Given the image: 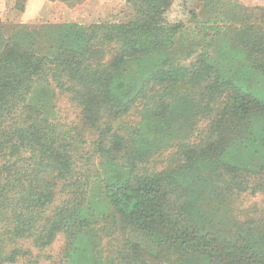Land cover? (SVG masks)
<instances>
[{"label":"trees","instance_id":"16d2710c","mask_svg":"<svg viewBox=\"0 0 264 264\" xmlns=\"http://www.w3.org/2000/svg\"><path fill=\"white\" fill-rule=\"evenodd\" d=\"M126 1V23L0 21V264H264V210L237 206L264 194V6L201 0L220 41L188 61L173 0Z\"/></svg>","mask_w":264,"mask_h":264},{"label":"rangeland","instance_id":"374dc122","mask_svg":"<svg viewBox=\"0 0 264 264\" xmlns=\"http://www.w3.org/2000/svg\"><path fill=\"white\" fill-rule=\"evenodd\" d=\"M242 4L247 6H264V0H239ZM42 0L36 1L31 3L27 11L25 12H17L16 10L5 11V14L3 17H0L1 22H10V23H21V22H28L27 24H44V23H61V22H74L82 25L81 22H78L76 20L81 21H93L91 20H85V9H78L77 6L74 8H70V11H67L64 13V11L59 7H45V5H42ZM110 8L108 11V15L106 17L99 18L98 22L101 21H110V22H119V23H126L133 19V13L132 8L127 3L126 0H110ZM201 0H173L171 7L164 15V20L168 24H175V23H182L184 25V34L182 36L185 38V49L186 50H194V53L189 57L188 61L194 57L197 52L200 49L199 42H215L216 40H219L215 36V30L214 29H204L200 21L206 20L207 17L210 15L205 14L203 16L202 9H201ZM195 16V18L193 17ZM206 16V17H205ZM95 19L96 16H93ZM210 18V17H209ZM208 26V25H207ZM220 41V40H219ZM189 47V48H188ZM213 46H211L210 53L213 55L212 52ZM187 61V62H188ZM254 78L250 80V87L256 89L258 92L262 93L264 92V77L261 76L258 73H255ZM262 79V80H260ZM61 102L57 104L59 106V116L60 120H62L63 123H70L75 120L76 114L74 111L67 106L63 99L60 100ZM138 113H133V116L130 117V121L136 123L138 121ZM59 202V200H56V204ZM241 204V208H249L256 206V208L260 210H264V194H258L255 197H248V196H241L240 201L237 202V206ZM60 238L57 237L52 246H50L44 253L51 255L52 258L55 257V260L58 251L60 249ZM16 264H25L23 262H18ZM40 264H48L46 261L41 259ZM51 264V263H50ZM53 264V262H52Z\"/></svg>","mask_w":264,"mask_h":264},{"label":"crops","instance_id":"0c3cea01","mask_svg":"<svg viewBox=\"0 0 264 264\" xmlns=\"http://www.w3.org/2000/svg\"><path fill=\"white\" fill-rule=\"evenodd\" d=\"M40 1V0H36ZM42 5H45V7H50L51 9L54 7L61 8L64 13L67 11H70V8L66 7L62 2L60 1H48V0H42ZM16 0H0V17H3L5 14V11L11 12V10H14V4ZM34 2V0H27L25 4V12L31 5V3ZM110 0H84L80 5L77 6V8L80 10H84L85 20H91L93 21H81L76 20L78 22H81L83 24H90V23H96L99 21V18L106 17L108 15V11L110 8ZM24 12V11H23ZM93 16H96L94 19ZM71 22V21H69ZM23 24H27L28 22H21ZM64 23V22H61ZM66 23V22H65Z\"/></svg>","mask_w":264,"mask_h":264}]
</instances>
